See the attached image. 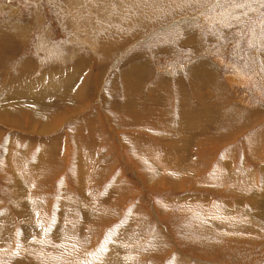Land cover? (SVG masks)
<instances>
[{
	"label": "rangeland",
	"instance_id": "374dc122",
	"mask_svg": "<svg viewBox=\"0 0 264 264\" xmlns=\"http://www.w3.org/2000/svg\"><path fill=\"white\" fill-rule=\"evenodd\" d=\"M193 84L264 112V0H0V264H264V123L180 138Z\"/></svg>",
	"mask_w": 264,
	"mask_h": 264
},
{
	"label": "crops",
	"instance_id": "0c3cea01",
	"mask_svg": "<svg viewBox=\"0 0 264 264\" xmlns=\"http://www.w3.org/2000/svg\"><path fill=\"white\" fill-rule=\"evenodd\" d=\"M256 58H259V56L256 55ZM142 67H143V65H141V68H139L137 73L133 74L135 84L142 80L141 76H142V74H144L145 70L149 74L151 72V70H148L147 68H142ZM210 68L213 70V68L211 66H210ZM183 70L184 69H179V72H181ZM177 74H179V73H177ZM143 76H145V75H143ZM143 78H145V77H143ZM218 80L219 79H217V82H218L217 90H220L221 88L224 87V84L220 80H219L220 81V83H219ZM190 82H192V81H190ZM210 82H211V80H210ZM65 83H66V81H65ZM193 86L195 88V92L198 91L197 93H199V90H201V89H204L202 92H205L206 89L209 90L208 87L210 86V83H209V86H205V87L199 86V85H194V84H193ZM174 87L176 88V86H174ZM206 92H207V95H204V99H203L204 102L197 104V100H199L197 98L195 101L196 102L195 105H193L195 103V102H193L192 110H190V112H189V115L192 116V120L189 118L186 119V117H185L186 114H184V112H183V114H182L183 117H178V119H177L178 122L174 121L175 127L169 125V127L176 130L177 134L179 132L178 136L180 138L186 137V139H188V138L192 139V138H195L197 136H202L203 138L207 137V138L211 139V138L217 137L216 144H223L222 139H225V140H227V139L233 140L234 139L235 140L236 138H239V137H245V136H242V132L245 130H248L249 124L251 123V117H247L245 119L246 116L257 115L258 117L254 118L255 122L264 123V115H263L264 112L261 108L262 106H264L263 104H257L261 108V110L257 111V113H254L253 110L251 112H249L250 110L240 111L238 109L237 105H236L237 108H234L233 110L231 109V110L227 111V110L222 109V105L224 102L222 100V98L221 97L217 98V96L218 97L220 96L219 95L220 93H218L217 96H213V94L211 92H208V91H206ZM191 95L192 94H189V95L187 94L188 97H190ZM198 95L200 96L201 94L199 93ZM206 105L209 107V109L210 108L212 109L209 111V112H211V113H209V115L203 108V106L208 108ZM196 108H199L200 110H196ZM257 110H259V109L257 108ZM200 116H202L203 118L205 117L207 119L208 124L205 128L202 127L201 123L199 122V120L197 118L193 119V117H200ZM239 118H241V119H239ZM168 119L169 118H167L166 121H168ZM248 120H250V121H248ZM166 121H165V123H167ZM221 121H223V122H221ZM180 122H182V126H179ZM245 122H248V124H244ZM224 123H228L229 126L225 125ZM167 127L168 126L165 127V130ZM184 131L187 132L188 134H184ZM166 135L171 136L167 130H166L165 136ZM233 137H235V138H233ZM245 138H248V137H245ZM225 144H227V143L225 142ZM258 144H260V143H258Z\"/></svg>",
	"mask_w": 264,
	"mask_h": 264
},
{
	"label": "bare ground",
	"instance_id": "6f19581e",
	"mask_svg": "<svg viewBox=\"0 0 264 264\" xmlns=\"http://www.w3.org/2000/svg\"><path fill=\"white\" fill-rule=\"evenodd\" d=\"M96 79V78H95ZM85 95V94H84ZM67 103V102H66ZM68 104V103H67ZM39 113H40V111H38ZM38 112H36V114L38 113ZM13 113H16V112H13ZM18 113V112H17ZM30 114L31 115H33V116H36V115H34V113L33 112H30ZM41 114H42V116L43 117H45V114H47V113H42L41 112ZM64 116V115H63ZM39 117H41V115H39ZM62 117V116H61ZM6 119H8V118H6ZM45 119V118H44ZM50 120H54V119H50ZM53 122H55L54 124H56L57 123V121H53ZM15 123V122H14ZM17 123V122H16ZM43 125V124H42ZM48 124H45V125H43V127H42V129L43 130H48V128H46V126H47ZM16 127V126H15ZM42 129H41V131H42ZM171 132V131H170ZM156 134V133H155ZM177 142V141H176ZM146 155V154H145ZM148 155V154H147ZM145 161V160H144ZM27 162V161H26ZM24 163V162H23ZM84 165V164H83ZM146 166V165H145ZM185 168V167H184ZM80 177V176H79ZM211 178V177H210ZM214 178H212V180H213ZM218 179V178H217ZM214 180H216V179H214ZM229 180V179H228ZM218 180H216V182H217ZM194 182V181H193ZM233 182V181H232ZM213 183V182H212ZM227 183V182H226ZM209 184V183H208ZM214 185H215V183H214ZM210 186V185H209ZM212 186V185H211ZM213 188V187H212ZM211 188V189H212ZM217 188V187H216ZM215 188V189H216ZM214 189V188H213ZM218 190V189H217ZM221 190V189H220ZM81 192H82V194H84L85 192L84 191H82L81 190ZM218 192H220V191H218ZM225 192V191H224ZM218 194V193H217ZM26 203V202H25ZM32 206V205H31ZM35 206V205H34ZM262 214H264V213H262ZM246 215H247V213H246ZM29 216H30V214H29ZM58 217H59V215H57ZM254 218H256L255 216H253ZM259 217V216H258ZM261 217V216H260ZM247 218H251V217H247ZM254 218H252V220L254 219ZM27 219V218H26ZM61 219V218H60ZM257 219V218H256ZM259 219V218H258ZM260 220V219H259ZM263 220V219H262ZM127 222V221H126ZM208 222V221H207ZM229 222V221H228ZM251 222V221H250ZM253 222V221H252ZM259 226H257L258 227V230H259V232H260V234H264V220H263V222H261V221H255ZM256 224V225H257ZM209 225V224H208ZM254 225V224H253ZM251 226V225H250ZM57 227V226H56ZM256 227V226H255ZM27 229V228H26ZM56 229V228H55ZM201 229H204L203 227L201 228ZM226 229H228L229 231H232V230H230L229 228H226ZM232 229V228H231ZM247 229V228H246ZM202 231H206V230H202ZM227 231V230H226ZM55 233H57V231L55 232ZM254 233V232H253ZM50 234V233H49ZM211 235H213V236H215V234L214 233H210ZM258 234V233H257ZM256 234V235H257ZM253 236H255V235H253ZM50 238L48 237V240H49ZM47 240V241H48ZM52 239H50V241H51ZM263 240V239H262ZM46 241V240H45ZM46 241V242H47ZM33 242V241H32ZM31 242V246H32V248L33 249H30V257L28 258V260L27 261H25V262H23V263H18V264H48V262L49 261H46V257L47 256H45V251H44V253L45 254H42V255H39V253H38V250H39V247L37 246V250L34 248V246H35V243L33 244ZM35 242V241H34ZM37 242V241H36ZM52 243L51 244H55V242H53V241H51ZM50 242H48L47 244H49ZM25 244V243H24ZM67 244V243H66ZM251 244V243H250ZM28 245H29V243H28ZM63 245V244H62ZM69 245V244H68ZM25 246V245H24ZM39 246H40V243H39ZM237 246V245H236ZM23 247V246H22ZM29 247V246H28ZM69 247V246H68ZM50 250V249H49ZM26 251V250H25ZM41 252V251H40ZM52 253V252H51ZM111 253V252H110ZM26 254V253H25ZM53 254V253H52ZM120 254V253H119ZM24 255V254H23ZM47 255V254H46ZM49 256H51V254L49 253ZM121 256V255H120ZM52 257V256H51ZM103 256H101L100 258H102ZM111 257H114V255L113 256H111ZM107 258V257H106ZM116 258H118V257H116ZM124 258H125V256H124ZM127 258V257H126ZM52 259V258H51ZM107 259H109V258H107ZM123 259V258H122ZM50 260V259H49ZM102 260V259H101ZM114 259H109L108 261H105L104 262V264L105 263H108V264H112V261H113ZM124 260V259H123ZM53 261V260H52ZM51 261V262H52ZM96 261H97V264H98V262H102V261H98L97 259H96ZM53 262H55V260L53 261ZM61 262V261H60ZM56 263H57V261H56ZM90 263H91V261H90ZM120 263V262H119ZM2 264V263H1ZM53 264H55V263H53ZM57 264H59V263H57ZM94 264V263H93ZM100 264V263H99ZM114 264V263H113ZM115 264H117V263H115Z\"/></svg>",
	"mask_w": 264,
	"mask_h": 264
}]
</instances>
